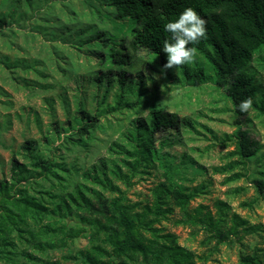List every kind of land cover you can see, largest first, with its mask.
Returning <instances> with one entry per match:
<instances>
[{
	"label": "trees",
	"instance_id": "obj_1",
	"mask_svg": "<svg viewBox=\"0 0 264 264\" xmlns=\"http://www.w3.org/2000/svg\"><path fill=\"white\" fill-rule=\"evenodd\" d=\"M86 1L91 13L60 38L67 36L75 50L86 51L95 61V69L87 72V83L95 89L91 100L96 106L104 104L115 86L110 111L147 113L130 121L122 140L108 146L109 158L98 159L82 171L83 181H73L76 168L54 163L39 151L36 141H24L20 145L23 163L11 158L9 180L0 181V260L7 264L41 263L42 259L31 251L46 255L65 248L75 237L85 236L87 247L72 257L77 264H194V253L179 245L173 233L157 227L159 221L176 209L180 223L200 227L207 239L221 244L236 234L238 217L232 215L231 225L225 226L219 216L205 212L203 206L188 210L200 187H186L178 182L177 169L159 155L156 135L176 131L180 125L193 130L192 123L148 103L144 77L135 72L131 78L124 67L141 50L154 57L162 70L167 58L161 48L171 35L165 25L175 22L185 9H194L206 21V37L189 45L197 49L195 62L162 73L193 87L213 77L214 84L223 87L234 127L225 138L233 143L230 155L236 157L228 167H244L260 150V144L243 128L250 110L242 113L236 106L251 97V110L264 116V88L253 67L254 63L260 65L264 61V0ZM6 2L9 8L0 13V29L17 14L20 3L0 0V6ZM22 2L25 8L32 5L31 0ZM106 20L119 26L110 31ZM66 58V71H77L79 65ZM1 64L7 69H31L42 76L34 64L27 65L23 60L11 63L3 57ZM58 99L66 122L73 124L72 137L67 136L66 140L85 147L96 127L95 115L86 111L81 101L70 114L66 97L58 95ZM46 105L53 110L50 102L46 101ZM152 170H160L161 175L150 188L149 201L128 203L113 181L129 186L132 177L150 175ZM238 176L234 174L230 179ZM254 183L261 192L264 184ZM221 205L219 202L218 207ZM72 218L85 227L67 226L65 220ZM17 243L23 247L19 248ZM238 259L240 264H260L255 256L240 255Z\"/></svg>",
	"mask_w": 264,
	"mask_h": 264
},
{
	"label": "rangeland",
	"instance_id": "obj_2",
	"mask_svg": "<svg viewBox=\"0 0 264 264\" xmlns=\"http://www.w3.org/2000/svg\"><path fill=\"white\" fill-rule=\"evenodd\" d=\"M18 1L17 14L0 29V181L9 180L11 158L23 163L20 145L27 140L36 141L39 151L54 163L76 168L73 181H83L82 171L88 170L98 159L109 158L108 146L121 141L130 121L137 116L145 117L147 111L142 110L140 115L127 109L110 111L115 86L104 104L96 106L91 100L95 89L87 83V72L95 69V61L86 51L75 50L67 36L60 38L91 13L88 1L31 0L30 8H25L22 0ZM8 5L9 2L2 4L0 13L7 11ZM105 24L110 31L119 26L109 20ZM3 57L11 63L23 60L27 65L36 61L34 67L42 76L31 69H7L1 64ZM66 57L79 65L74 73L66 71L69 62ZM55 65L59 68L55 69ZM253 67L264 88V61L260 65L254 63ZM124 69L131 78L135 72L142 74L148 103L192 123L193 130L180 125L176 131L156 135L159 155L177 169L178 182L186 187H200L188 210L203 206L205 212L219 216L225 226L231 225L232 215L238 217L236 234L221 244L207 239L200 227L180 223L176 209L160 220L157 227L173 233L179 245L192 251L194 264H240V255L255 256L258 263L264 264V188L258 192L254 183L264 184V116L250 110L243 126L259 142L260 150L244 167L232 165L229 168L236 157L230 155L233 143L225 135L234 129L233 116L223 87H217L213 77L197 87L168 79L154 57L141 50ZM58 95L66 97L70 114L81 101L85 110L95 115L96 127L90 132L85 147L66 140L67 136L72 137L73 124L66 122ZM46 101L53 110L48 109ZM234 174L239 176L230 179ZM160 175V170H152L146 176L137 175L130 179L129 186L113 182L128 203H146L150 188L159 181ZM104 195L110 197L108 193ZM219 202L223 203L220 207ZM65 223L70 227H85L76 218L67 219ZM17 246L23 247L18 243ZM86 247L85 236H79L65 248L46 255L31 252L42 259L41 263L34 264H77L72 257ZM0 264L7 263L0 260Z\"/></svg>",
	"mask_w": 264,
	"mask_h": 264
},
{
	"label": "clouds",
	"instance_id": "obj_3",
	"mask_svg": "<svg viewBox=\"0 0 264 264\" xmlns=\"http://www.w3.org/2000/svg\"><path fill=\"white\" fill-rule=\"evenodd\" d=\"M165 30L171 35L170 40H165L161 48L167 58L162 71L194 63L197 49L189 45L197 44L206 37V21L194 9L187 8L175 22L167 23ZM252 106L253 99L248 97L236 107L246 113Z\"/></svg>",
	"mask_w": 264,
	"mask_h": 264
}]
</instances>
